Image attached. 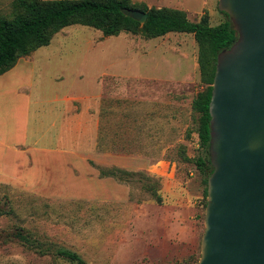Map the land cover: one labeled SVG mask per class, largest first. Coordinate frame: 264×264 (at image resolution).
I'll return each mask as SVG.
<instances>
[{
	"label": "rangeland",
	"instance_id": "1",
	"mask_svg": "<svg viewBox=\"0 0 264 264\" xmlns=\"http://www.w3.org/2000/svg\"><path fill=\"white\" fill-rule=\"evenodd\" d=\"M132 2L180 9L192 21L207 12L212 25L227 19L219 0ZM15 11V0H0V15L11 18ZM198 56L192 33L106 36L74 24L56 33L50 45L19 59L34 60L30 86L19 91L31 93L34 103L47 110L62 99L64 145L73 146L81 137L71 123L76 115L87 120L89 110L96 117L97 143L93 151L81 152L125 161H88L92 169L87 171L67 161L57 172L60 182L48 165L39 164L34 176L0 170V264H73L56 254L58 247L78 252L89 264L199 261L207 203L204 175L181 155L182 147L190 157L203 154L200 114L192 106L206 88ZM11 77L14 81L0 88L4 120L11 118L5 100L16 101V82L22 81L12 74L6 78ZM161 160L170 163L173 178L148 172ZM100 169L113 176H102ZM74 177L88 178L87 185H75ZM78 187L87 195H78ZM17 230L51 250L24 244L15 237Z\"/></svg>",
	"mask_w": 264,
	"mask_h": 264
},
{
	"label": "water",
	"instance_id": "2",
	"mask_svg": "<svg viewBox=\"0 0 264 264\" xmlns=\"http://www.w3.org/2000/svg\"><path fill=\"white\" fill-rule=\"evenodd\" d=\"M237 31L217 56L210 101L213 171L195 264H264V0H219ZM141 23L148 13L126 9Z\"/></svg>",
	"mask_w": 264,
	"mask_h": 264
},
{
	"label": "trees",
	"instance_id": "3",
	"mask_svg": "<svg viewBox=\"0 0 264 264\" xmlns=\"http://www.w3.org/2000/svg\"><path fill=\"white\" fill-rule=\"evenodd\" d=\"M15 13L9 18L0 15V75L16 66L19 59L33 51L50 45L54 35L74 24L94 27L104 35H118L123 31L142 32L150 38L165 36L171 32L192 33L199 45L198 63L202 81L206 88L193 100V109L200 114L198 135L203 154L196 158L182 147L184 161L194 162L204 175L205 196H208V178L213 171L210 155L211 115L210 101L217 66V56L230 48L238 34L227 12L221 11L227 19L219 24H210L207 12L198 21H192L180 9L149 6L146 2L132 0H15ZM126 9H139L148 13L143 24L127 15ZM93 163V162H92ZM102 176H113L100 169ZM155 183L149 189L158 202L162 201ZM207 205V203H206ZM15 237L26 245L45 252L51 247L33 238L23 230H17ZM57 255L73 264H89L78 252L64 247L55 249Z\"/></svg>",
	"mask_w": 264,
	"mask_h": 264
},
{
	"label": "crops",
	"instance_id": "4",
	"mask_svg": "<svg viewBox=\"0 0 264 264\" xmlns=\"http://www.w3.org/2000/svg\"><path fill=\"white\" fill-rule=\"evenodd\" d=\"M33 63L34 60L21 59L14 68L0 75L7 77L12 74L22 80L16 82V86H19L14 92L16 101H13L11 97H7L5 100L11 118L4 120V115L7 113L2 104L0 105L2 111H0V170L15 175L18 174V171H29L34 176L37 175L39 164L48 165L49 168H53L50 175L55 181L60 182L61 178H58L57 172L60 173L62 166L67 161H74V165L83 167L84 171L92 169L88 165V161H125V158L121 156L99 157L94 152L90 154L81 152V149L89 147L93 151L97 143L96 117L90 114L89 110H87V120L81 122L80 116L76 115L74 122L71 123L77 129L78 136L81 137H78L73 146L64 145L62 140V99L56 98L53 105L47 110L43 105L34 103L31 93L18 90L24 86H30L28 84V69ZM5 78L0 82V88L8 87L14 81L13 77ZM6 92L7 90L2 94H6ZM32 162L35 163L34 167H31ZM30 167L33 169L31 170ZM148 170L150 174L158 177L169 176L173 178L174 174L173 168H170V163L164 160L152 164ZM148 176L151 177V175ZM85 182H88V178L74 177L75 185H84ZM78 192V195H87L80 187H78ZM158 193L160 194V192Z\"/></svg>",
	"mask_w": 264,
	"mask_h": 264
}]
</instances>
